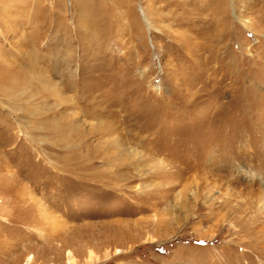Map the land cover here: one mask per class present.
Here are the masks:
<instances>
[{"label": "rangeland", "instance_id": "rangeland-1", "mask_svg": "<svg viewBox=\"0 0 264 264\" xmlns=\"http://www.w3.org/2000/svg\"><path fill=\"white\" fill-rule=\"evenodd\" d=\"M29 256L264 264V0H0V264Z\"/></svg>", "mask_w": 264, "mask_h": 264}, {"label": "bare ground", "instance_id": "bare-ground-1", "mask_svg": "<svg viewBox=\"0 0 264 264\" xmlns=\"http://www.w3.org/2000/svg\"><path fill=\"white\" fill-rule=\"evenodd\" d=\"M13 84V86L15 85V83H12ZM16 86V85H15ZM17 87V86H16ZM31 259H32V256H29L28 257V259H27V264L31 261Z\"/></svg>", "mask_w": 264, "mask_h": 264}]
</instances>
